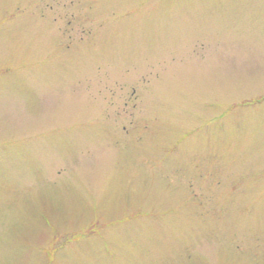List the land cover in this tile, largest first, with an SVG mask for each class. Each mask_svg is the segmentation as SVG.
Masks as SVG:
<instances>
[{
  "label": "rangeland",
  "instance_id": "1",
  "mask_svg": "<svg viewBox=\"0 0 264 264\" xmlns=\"http://www.w3.org/2000/svg\"><path fill=\"white\" fill-rule=\"evenodd\" d=\"M0 264H264V0H0Z\"/></svg>",
  "mask_w": 264,
  "mask_h": 264
}]
</instances>
